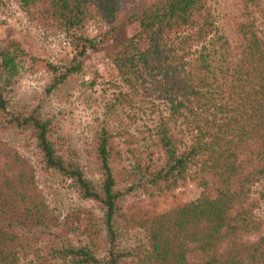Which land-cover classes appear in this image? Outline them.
Instances as JSON below:
<instances>
[{"label": "trees", "instance_id": "trees-1", "mask_svg": "<svg viewBox=\"0 0 264 264\" xmlns=\"http://www.w3.org/2000/svg\"><path fill=\"white\" fill-rule=\"evenodd\" d=\"M209 1L16 0L33 25L61 35L70 47L62 70L47 65L53 73L47 90L80 72L87 51L109 45L117 82L103 100L104 113L128 108L125 116L133 122L140 107H148L144 133L150 151L128 150L132 161L121 176L130 184L124 191L138 186L159 192L190 178L200 192L133 222L145 242L120 261L123 254L112 248L120 191L113 188L110 163L121 156L115 137L130 132L97 121L100 180L94 185L76 162L58 153L48 118L10 113L5 123L30 129L44 166L68 178L81 198L99 204L101 226L92 216L82 225L70 223L67 230L85 236L86 243H56L52 233L59 222L30 165L0 140V264H264V233L247 238L261 223L249 194L264 180V3L238 0L230 42L217 29ZM25 54L12 38L0 45L1 119L6 87ZM100 227L104 247L109 245L99 259L94 252Z\"/></svg>", "mask_w": 264, "mask_h": 264}, {"label": "rangeland", "instance_id": "rangeland-1", "mask_svg": "<svg viewBox=\"0 0 264 264\" xmlns=\"http://www.w3.org/2000/svg\"><path fill=\"white\" fill-rule=\"evenodd\" d=\"M209 3L217 29L232 42L235 38L234 25L240 11L239 1L210 0ZM134 28L132 24L126 32H132ZM88 31L92 35L95 27L89 25ZM9 38L17 41L26 54L6 87L7 103L4 115L1 116L4 118H0V140L11 146L30 165L45 203L59 222V227L52 233L56 243L74 246L86 243L85 236L70 232L67 226L70 223L85 224L89 216L96 221V227L97 223L101 226V209L96 201L81 198L68 178L45 167L30 129L6 124L7 117L10 113L26 114L32 111L42 118H48L51 127L49 134L58 153L76 162L84 176L94 185L100 180L99 162L94 149L97 121H104L112 131L123 129L130 132L115 137L116 149L120 150L121 156L118 162L113 160L110 163L115 180L113 188L120 191L116 200L119 210L114 218L112 248L123 254L120 261L128 259L133 248L145 242L144 231L138 227L132 228L131 224L197 197L200 187L186 178L175 187L159 192L150 190L149 193L138 186L124 191L130 184L121 176V170L128 168L132 161L128 150L143 155L150 151V146L147 147V133H144V126L149 124L150 116L146 104L140 107L139 116L133 122L125 116L128 108L120 110L116 107L114 113H104L103 100L113 91L111 82H117L116 71L107 57L109 45L87 51L82 57L80 72L68 75L47 90L53 75L47 65H53L57 73L72 56L66 40L61 35L51 34L33 25L16 0H0V45ZM131 136L134 139L132 143L129 142ZM249 197L255 203L252 210L254 218L261 221L258 231L247 235V238L255 239L264 233V180L251 187ZM100 231L94 252L99 259L105 255L109 245L107 243L104 247L105 232L101 227Z\"/></svg>", "mask_w": 264, "mask_h": 264}]
</instances>
